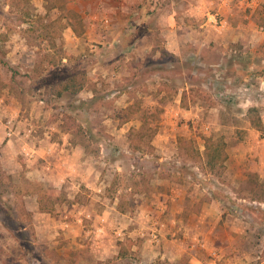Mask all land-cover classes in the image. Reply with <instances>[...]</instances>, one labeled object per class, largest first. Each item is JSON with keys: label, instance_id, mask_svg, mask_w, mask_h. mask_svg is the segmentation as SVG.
<instances>
[{"label": "rangeland", "instance_id": "1", "mask_svg": "<svg viewBox=\"0 0 264 264\" xmlns=\"http://www.w3.org/2000/svg\"><path fill=\"white\" fill-rule=\"evenodd\" d=\"M60 1L0 0V148L14 137L21 147L14 159L11 152H0V264H191L187 255L151 260L133 247L185 237V230L175 236L169 230L160 232V225L154 229V215L168 214L172 204L162 201L167 210L158 206L154 192L175 185H187L194 192L182 203L185 222L214 199L221 202L224 221L237 224L240 216L249 222L256 239L246 247L250 255L245 260L264 264V204L250 199L253 172L234 181L227 169L213 172L205 160L192 158L179 143L180 138L192 140L205 152L206 137L224 136L233 144L246 138L247 131L239 127L251 123L253 107L262 116L264 83L256 77L246 80L249 74L243 66L262 62L264 45L253 56L237 57L242 67L237 66L234 83L226 72H214L216 67L211 66L208 77L213 78L206 82L202 73L206 66L200 60L193 63L186 53L170 51L163 36L167 26L158 30L162 35L154 32L156 39H146L140 32L150 33L157 24L134 20L129 43L136 48L126 47L134 58L131 71L122 69L119 80L96 85L93 100L86 99L89 88L80 94H61L63 83L76 73H87L88 81L95 78L88 73L90 65L102 61L87 41L65 35L68 22L62 17L71 15L79 22L74 8L50 9L64 6ZM148 1L160 2L163 11L171 4ZM144 47L151 52L144 53ZM158 49L160 58L152 52ZM154 59L161 63L148 64ZM256 71L254 67L250 73ZM10 118L19 126L12 138L7 134ZM31 128L33 135L28 136ZM63 132L71 134L67 139L72 145L85 150V166L92 168L87 184L75 186L72 177L71 182H61V170L52 168L60 152L57 143L65 139ZM259 133L264 136V131ZM42 138H47L44 149L28 153L34 140ZM52 146L54 150L47 149ZM29 160L44 164L48 175L29 173ZM73 203L79 205L74 208ZM72 209L77 213L85 209L83 219L74 217ZM128 215L133 221L127 225ZM73 220L76 223L70 224ZM153 229L158 231L156 239Z\"/></svg>", "mask_w": 264, "mask_h": 264}, {"label": "crops", "instance_id": "2", "mask_svg": "<svg viewBox=\"0 0 264 264\" xmlns=\"http://www.w3.org/2000/svg\"><path fill=\"white\" fill-rule=\"evenodd\" d=\"M61 1L60 3H62ZM63 2L64 6L49 7L52 10L60 11L64 8H74L75 16L78 17L79 22H75L71 15L64 17L62 15L61 17L68 22L65 35L80 42L87 41L92 48L91 51H96L102 61L99 64L90 65L91 69L88 70V73L95 78L90 79L85 88L77 93H83L89 88L90 97L86 99L90 100L96 96V85L104 80H119L122 77V69L131 71L134 58L131 52L126 50V47H131L132 50L136 48L135 43H129L130 36L134 32V28L131 26L134 20L143 25L147 22L157 24L158 28L150 29V33L140 32L146 39H149L150 36L156 39L154 32L157 31V34L162 35V32H158V30L167 26L163 36H165V40L169 41L170 51L180 56L183 52L186 53L187 56H190L187 59L193 63L200 60L206 66V69H202V73L207 75L206 82L213 78V75L208 77V74L211 73L209 70L211 66L216 67L214 72H226L228 81L234 83L237 77V66L242 67L241 61L237 62V57L239 59L253 56L264 45V19L259 18L264 16L261 4L264 0H186L183 4L177 0H170L168 11L162 10L160 2L151 1L149 3L148 0H63ZM49 7H47L48 10ZM126 43H129V46ZM76 46V50L79 52V45ZM148 49L151 52L150 47H144L143 52H148ZM152 52L153 55L156 53L155 56L160 58L162 51L158 49L156 52L154 50ZM110 57L112 58L110 59ZM110 60H112L111 64ZM105 62L108 64H104ZM145 63L146 61H143V64ZM151 63L160 64L161 60L154 59L148 64ZM253 66L259 71L250 73ZM230 68H232L231 71ZM243 69H245V73L249 74L246 80L256 77L257 80L264 83V60L260 63L255 62V65L252 63L248 66L245 65ZM181 101L182 99L179 100V102ZM262 104L264 105V101ZM262 118L264 121V108H262ZM239 128H244L248 135L244 140L235 144L230 143V139L226 138L229 154L226 163L227 173L233 177L234 181L244 177L246 172H253L264 180V136L259 133L262 131L254 128L251 123ZM69 135L71 134L63 132L65 139ZM46 139H40L38 142L40 150L38 151L44 149L42 144ZM65 139L63 143L55 142L59 144L60 152L57 154V160L52 168L61 170L59 173L61 182L67 180L71 182L70 178L72 177L75 186L87 184L91 181L89 172L92 168L85 166L88 162L83 156L85 150L79 145H72L69 139ZM19 142L17 137L8 140V144L4 149L0 148V152L3 155L4 151L11 152L14 159L16 152L21 150V147L16 146ZM51 149L54 150L53 146ZM29 162L27 165L29 173L48 175L44 164L36 163L35 160H29ZM51 163L53 164V161ZM161 190H163L162 187L154 192L158 206L162 204V201L167 202L168 200L172 204L168 214L154 215L156 218L153 221L154 229L160 225V232L163 229L169 230L168 232L175 236L181 230H185V237H173L172 240L162 238V243L157 245L148 243V245L138 246L134 244L133 247H139L151 260L158 257L174 260L187 255L191 264H212L215 261H218L219 264H237V262L238 264H250V260H245L247 254L250 255V250L246 251V247L252 245L256 236H254L255 229L249 222L240 216L237 217V224L224 221L225 211L221 202L216 199L205 203L201 212H198L199 214L192 213L188 222H185L186 218L181 213L182 203L188 195H193L194 192H191L187 185H175L170 190L168 188ZM245 200L247 199L245 198ZM72 205L76 208L79 204L73 203ZM162 207L168 209L166 204H162ZM72 210L74 217L77 215L78 219H83L81 216L85 209L81 211L78 209V213L75 209ZM161 212H165V210ZM104 214L108 215L109 210H105ZM127 217L125 223L128 225L132 216L128 215ZM71 221L70 224L76 223L74 220ZM110 223L112 222H109V225L114 226L113 223ZM236 226L237 229H235ZM168 227L170 229H167ZM208 256L211 258L209 259Z\"/></svg>", "mask_w": 264, "mask_h": 264}, {"label": "trees", "instance_id": "3", "mask_svg": "<svg viewBox=\"0 0 264 264\" xmlns=\"http://www.w3.org/2000/svg\"><path fill=\"white\" fill-rule=\"evenodd\" d=\"M87 73H76L70 76L63 83V90L60 91L61 94L64 92H69L72 94H77L85 88L89 83L86 78ZM2 84V82H1ZM2 90V85H0V92ZM251 112V123L254 128L264 131V121L260 114L258 108L253 107L250 109ZM70 131V130H67ZM181 149L191 156L192 158L205 160L207 166L213 171L222 174L227 169V160L229 158L228 154V141L224 136L216 137L214 135L206 137L205 139V152L198 149L194 141L187 140L184 138L179 139ZM251 196L250 199L254 202H260L264 204V180L260 178L257 174H252L250 178Z\"/></svg>", "mask_w": 264, "mask_h": 264}, {"label": "built area", "instance_id": "4", "mask_svg": "<svg viewBox=\"0 0 264 264\" xmlns=\"http://www.w3.org/2000/svg\"><path fill=\"white\" fill-rule=\"evenodd\" d=\"M18 128H19V126H17V121H15V118L8 119V121H7V134H8V136L10 138H12L13 136L17 135ZM32 131H33L32 128L29 129L28 130L29 133H27V135L28 136L33 135L32 134ZM25 135H26V133H25ZM33 145H34V149L33 148H32V150L30 149V151H28V153H33V152H37L38 151L39 144H38V141L37 140H34ZM29 147L30 146L25 147L26 153H27V150L29 149ZM49 150H52V149L49 148ZM152 236H153L154 239L158 238V231L157 230L152 231ZM212 264H219V262L218 261L217 262L215 261Z\"/></svg>", "mask_w": 264, "mask_h": 264}]
</instances>
